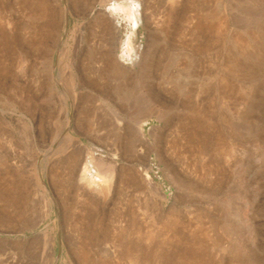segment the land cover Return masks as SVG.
<instances>
[{"label": "rangeland", "instance_id": "374dc122", "mask_svg": "<svg viewBox=\"0 0 264 264\" xmlns=\"http://www.w3.org/2000/svg\"><path fill=\"white\" fill-rule=\"evenodd\" d=\"M112 2L0 0V264H264V0Z\"/></svg>", "mask_w": 264, "mask_h": 264}, {"label": "bare ground", "instance_id": "6f19581e", "mask_svg": "<svg viewBox=\"0 0 264 264\" xmlns=\"http://www.w3.org/2000/svg\"><path fill=\"white\" fill-rule=\"evenodd\" d=\"M111 1V0H110ZM142 0H113V2H112V5L110 6V8H109V10H108V12L110 11L111 13H114V14H116V15H121V13L123 14V15H125L126 17H128V18H132V17H135V14H133V12H134V10L136 9H140V6L142 5V2H141ZM171 2H174V0H171ZM80 3V2H79ZM124 3H126V5H124ZM111 4V3H110ZM82 5V4H81ZM84 5V4H83ZM76 6V5H75ZM82 8H84V7H82ZM81 8V9H82ZM104 27V26H103ZM250 37V36H249ZM259 37V36H258ZM254 38V37H253ZM252 38V39H253ZM250 39V38H249ZM255 39H256V37H255ZM258 39V38H257ZM126 42V41H125ZM257 43H259V42H257ZM259 44H262V43H259ZM259 46V45H258ZM131 49L132 47H131V43H130V39L128 38V40H127V42H126V49ZM261 50V49H260ZM259 50V51H260ZM264 51V50H263ZM262 52V51H261ZM127 53V52H126ZM125 53V55L124 54H122V55H124V56H128L127 54ZM130 53H131V50H130ZM128 54H129V52H128ZM262 54V53H261ZM130 55V54H129ZM250 55V54H249ZM111 56V55H110ZM260 56H264V53L262 54V55H260ZM125 58V57H124ZM128 58V57H127ZM127 60V59H126ZM111 89V87H109V90ZM111 91V90H110ZM113 91V90H112ZM111 91V92H112ZM114 91H116V90H114ZM144 108V107H143ZM146 108H147V110H148V112H153L152 111V107L150 108V106L148 107V106H146ZM146 108H144L145 110H144V112L145 111H147L146 110ZM139 109H141V108H139ZM151 109V110H150ZM142 110V109H141ZM143 111V110H142ZM142 111H140V112H142ZM157 111H160V110H158V108H157ZM139 113V112H138ZM158 114H159V112H157ZM87 114V113H86ZM139 114H141V113H139ZM143 114V113H142ZM88 115V114H87ZM148 115H150V114H148ZM147 115V116H148ZM89 116V115H88ZM160 118V117H159ZM143 123H142V126H141V128H140V131H141V133H143ZM144 135V134H143ZM93 153V152H92ZM102 155V154H101ZM96 156V155H95ZM96 158H98V159H96ZM96 158H94V155H92V154H90L88 157H87V159H85L86 160V163H85V165H82L83 167V174H82V179L84 180V179H87V181L90 183V185H93L94 187H96L97 189L98 188H100V190H101V187H102V190H103V188H104V186H109V184H107V183H109L110 181H111V179L109 178V175L110 174H107V172L108 173H110V172H112L111 170H112V166L113 165H111V163H107V162H104V161H101V160H99V157H96ZM101 158V157H100ZM104 160V159H103ZM106 161V160H105ZM108 161V160H107ZM110 162V161H109ZM114 167V166H113ZM113 169H115V168H113ZM108 175V176H105V175ZM112 174V173H111ZM147 175V174H146ZM111 177V176H110ZM105 178L108 180V178H109V180L108 181H106L105 180ZM82 180V181H83ZM106 181V182H105ZM84 182V181H83ZM87 183V182H86ZM106 183V185H104V184ZM152 183V182H151ZM101 184V185H100ZM102 184H103V186H102ZM89 185V184H88ZM101 186V187H100ZM107 186V187H108ZM153 186V185H152ZM12 200V199H11ZM12 203H14L13 201H12Z\"/></svg>", "mask_w": 264, "mask_h": 264}]
</instances>
